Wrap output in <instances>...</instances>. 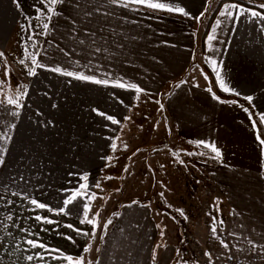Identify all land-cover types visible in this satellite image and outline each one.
<instances>
[{
    "label": "crops",
    "instance_id": "1",
    "mask_svg": "<svg viewBox=\"0 0 264 264\" xmlns=\"http://www.w3.org/2000/svg\"><path fill=\"white\" fill-rule=\"evenodd\" d=\"M173 2L184 7L191 17L201 16L207 4V0ZM228 2L232 1L224 3ZM16 5V0H0V51L5 53V57L0 58V84L6 70V56L12 57L17 50L14 36L22 14ZM58 10L63 15L51 21L39 60L48 67L60 66L108 79L109 84L79 81L41 68L37 69L38 76L28 77L22 91L28 94L19 99L22 108L8 104L6 97L2 99L0 94V132H9L12 137L7 144L6 163L0 167V186L27 189L34 198L58 209L65 195L79 188L83 175L87 174L93 181L95 172L108 171L132 131L126 103L116 97L138 95L127 87L115 86L114 81L122 78L126 85L134 83L145 90L139 96L164 101L168 125L180 140L188 144L196 140L214 141L222 151V162L207 164L212 167L209 175L219 194L216 200L219 210L215 216L224 221L223 225L217 221V231L234 246L232 252L220 246L209 225L198 229L197 233L203 234L201 258L176 260V247L167 244L155 264H183L184 261L208 264L205 251L213 254L214 264H264V258L259 255L236 251V248L248 247L246 238L264 243V158L256 140L258 130L264 138V125L259 122V114H264V33L260 31V23L241 17L232 24L217 13L208 35L217 19L223 23L217 29V39L211 42L213 48L218 49L213 52L208 50L207 38L204 47L199 46L195 33L197 20L179 13L133 11L110 5L108 0H66ZM206 57L218 61L226 85L241 93L240 96L219 87ZM195 63L210 77L209 85L199 84L197 88L193 87L197 83L188 82L176 88ZM208 87L221 99L237 103L217 102L206 91ZM216 88L231 97L217 94ZM45 92L47 96L43 95ZM245 96L253 97L251 104ZM240 105L252 112L256 128ZM98 112L111 115L121 123L112 124ZM13 123L16 127L10 130ZM113 143L117 146L115 149ZM21 175L24 181H19ZM13 178L18 183H13ZM92 184H88V192ZM8 199L15 204L9 209L0 201V215L10 210L20 228L38 233V238L51 248H58L74 258L83 255L93 264L97 260L99 264H153L158 227L153 212L144 204L124 205L103 239L101 233L92 240L66 227L72 224L91 231V225L80 223L84 200L70 206L73 209L70 215L57 216L34 212L16 197ZM37 214L58 223L37 222L34 219ZM9 231L12 236H8ZM67 236H72L75 243L66 239ZM0 238L4 241L0 245V264H45L39 259L26 260L27 255L41 250L24 244L25 233L19 228L0 231ZM88 243L92 244V250L84 253ZM229 255L233 258L228 259ZM48 264L65 262L49 257Z\"/></svg>",
    "mask_w": 264,
    "mask_h": 264
},
{
    "label": "rangeland",
    "instance_id": "2",
    "mask_svg": "<svg viewBox=\"0 0 264 264\" xmlns=\"http://www.w3.org/2000/svg\"><path fill=\"white\" fill-rule=\"evenodd\" d=\"M220 1L207 0V11L201 12L203 16L197 21L195 27L199 46L209 16ZM19 3L20 7L24 8L26 14L24 16L27 19L25 20L26 26L22 25L21 20L15 32L14 47H17V50L10 53L12 57L7 55L5 59L6 70L3 83L0 84V94L2 99L6 97V101L9 97L22 98L20 94L29 77L25 66L19 63V60L23 58L22 48L28 44L29 35L28 32L22 30V26L27 27L29 21H32L38 13L36 8L39 3L36 0H19ZM38 26L39 24L35 23V27ZM40 27H42L41 24ZM205 73L202 66L195 63L183 81L209 85L211 79ZM204 75H207V80L204 79ZM136 97L129 95L116 97L125 101L127 115L131 117L129 121L132 131L126 139L127 148L118 149L119 154L111 161L108 171L95 172L94 180L88 179L89 185L93 182L89 193L94 192L97 198L90 202L84 199L83 206L90 203L92 210L89 214L90 218L93 213L99 211V219L103 225L108 219L114 222L117 216L114 214H118L120 209L128 203L138 201L140 204L150 205L148 208L153 212L156 224L160 225L156 244L174 245L179 250L176 260L189 259L191 261L201 258L203 256V234L198 235V229L203 230L211 225L212 219L208 213L215 215L219 210V201H216L219 197L218 190L209 175L212 167L207 164L208 162L196 158L198 153L203 152L201 149L176 136L168 125L165 109L161 111L156 100L141 96L136 99ZM157 101L164 104L162 99ZM141 131L143 132L140 133ZM173 152L179 153V157L173 156ZM188 152L197 154L189 156L186 154ZM180 160L184 163L181 164ZM125 167L128 168V172L124 171ZM107 177H113V179H107ZM97 183L100 184V188L95 187ZM162 191L164 197L159 195ZM176 209H183L188 219L185 220L180 216ZM79 215L83 218V211ZM173 216L176 220L172 219ZM112 225L113 223L109 226ZM161 229L164 231L163 238L160 235ZM97 235L100 236L101 232L97 231ZM156 251L157 259L165 250L161 247Z\"/></svg>",
    "mask_w": 264,
    "mask_h": 264
},
{
    "label": "snow or ice",
    "instance_id": "3",
    "mask_svg": "<svg viewBox=\"0 0 264 264\" xmlns=\"http://www.w3.org/2000/svg\"><path fill=\"white\" fill-rule=\"evenodd\" d=\"M249 4L254 3V0H247ZM41 3L43 5L42 9H39V15L37 16V19L45 18L47 22L42 23V31L39 33L41 35H47L48 32L50 31V25L51 21L53 20L54 17L62 16L63 13L62 11L58 10L59 5H64L66 3V0H41ZM108 3L110 5H115L120 8L124 9H129L133 11H138L140 9H144L146 11L150 12H159V11H166L168 13H179L183 16L190 17L192 19H195L199 21L201 19V16H203V13H201V16H195L191 17V14L185 10L184 7H180L178 4H175L173 0H108ZM18 8L20 7L19 0H17V5ZM138 6V7H137ZM259 9V10H256ZM207 11V9H205ZM90 15V14H89ZM107 15V13H105ZM219 17H224L227 18L229 21H231L232 24H235L236 21H239L241 17L245 18H250L253 21H258L261 25L260 31L264 33V3H260L255 5L254 8H249L245 7L244 5L238 3V2H228L224 3L222 5V10L218 12ZM74 24L75 21H72ZM223 21L221 19H217L215 21L214 26L211 28V34L207 36V47L209 51H218V49H214L211 42L217 39V29L221 28ZM32 29V24L31 21H29V24L27 27L22 26V30L24 32H29V30ZM37 33L35 31L29 32L28 39L33 40L34 36H36ZM81 44L84 43V41H80ZM38 45V41L33 42L32 48L35 49ZM97 52L100 51L99 48L96 49ZM40 56V53L38 51H29L28 47H24V57L19 60V63L21 65H24L26 70H27V75L30 77H36L38 76L37 69H46L47 71L53 72V73H58L63 76L67 77H72L76 80L79 81H85V82H91L97 85H108L109 80L108 79H99L95 75H86L84 72H75V71H69L66 70L60 66H55V67H48L44 63H42L38 57ZM5 53L3 51H0V58H4ZM206 60L211 64L212 70L215 73L216 80L218 82L219 87L224 91V92H232L236 96H240L241 93L235 91L234 89L229 88L224 79L221 76V72L219 70L218 66V61L215 58H209L206 57ZM29 64L31 66H29ZM78 64V62H77ZM198 67V66H197ZM7 75V72L5 73ZM107 75V74H105ZM204 79L207 80L208 77L207 75H204ZM188 83L187 80L181 81L177 85H175L176 88L181 87L183 84ZM115 86L125 88L127 87L128 89L134 90L138 95L136 99H139V93L144 92L145 90L138 85L132 83V84H125L122 80V78H117L116 81H114ZM193 87H199V84H193ZM208 93L211 94L212 98L216 100L217 102L221 104H236L237 101L231 100V101H226L221 99L216 93L213 91L212 87H208L206 89ZM27 91H24L20 95L22 96H27ZM43 95L47 96L48 93L45 92ZM245 100L249 102V104L252 103L253 97L252 96H245ZM7 103L10 105H14L16 108H22L23 105L19 102V99H13L11 97L8 98ZM156 103L159 104L160 110H164V105L160 103V101H156ZM56 105H53L55 107ZM240 107L243 109L244 112L248 113L249 119L252 122V125L254 128L257 127V121L255 119H252V112L249 110V108L244 107L243 105H240ZM93 111H96L95 109ZM12 115L16 116L18 113H12ZM98 115L104 117L108 121H110L112 124H120L121 122L117 120L115 117L111 115H107L104 112H98ZM127 119H131V117H128ZM259 122L261 125H264V114H259ZM16 125L13 123L10 126V130L14 129ZM170 131V130H169ZM12 137L9 134V132H0V140L3 141V145L0 146V167H3L6 163L5 156L8 152L7 144L11 141ZM256 140L258 144L261 146V155L262 158H264V138L261 137L259 130L257 131L256 134ZM189 143L195 144L198 148L203 147L205 149H208L211 155L209 156L210 159L213 160H218L222 162V151L220 148L217 147L216 143L214 141H206V140H196V141H189ZM117 146L116 144H112V148L115 149ZM125 149L127 148V145H124ZM189 156L196 155L197 153H192L188 152L186 153ZM201 156L208 155V153L201 152L198 153ZM173 156L179 157V153L173 152ZM109 160L112 158L109 157ZM181 164L184 163L183 160L179 161ZM161 167H164L161 165ZM262 168H264V162H262ZM125 172H128V168L125 167L124 169ZM262 178H264V174H262ZM19 181H24L25 178L24 176H20ZM81 179L84 181V183H81L79 185V188L76 190H72L70 194L65 195V198L62 201V206L59 207L58 209H54L50 205H48L45 202H42L41 200L34 198L32 194L27 190H12L11 186H0V201H3L6 205L9 206V209L11 208L12 205L15 204L14 200L8 199V197H16L19 200L25 202L32 211L42 213V212H48V213H55V215H64L68 216L72 212V205L76 204L78 200H84L88 199L89 202L91 200L96 199V194L89 193L88 192V175L85 174L81 177ZM107 179H113V177H107ZM13 183H18L16 178H13ZM96 188H100V184L97 183L95 185ZM67 192V190H65ZM159 195L161 197H164V192H160ZM134 203H139L138 201H134ZM145 207H150V205H143ZM168 207H171V205H168ZM218 209V204L216 205ZM176 211L179 213L180 216H182L185 220L188 219V217L185 215L183 209H176ZM92 212L90 203H86L83 206V218L80 220L81 224H88L92 226L91 231H84L80 228L74 227L72 224H67L66 227L69 229H72L74 232H76L78 235H82L84 237H89L90 239L94 240L96 238L97 231H100L102 233L101 239H103V235L107 233V228L109 225L113 223L111 219H108L103 225H101L100 222V212L96 211L95 213L92 214L90 218V213ZM118 215V214H114ZM208 215L212 219V224L210 225V231L215 238V240L218 241L220 246L226 250L228 253H231L233 250L234 246H230L229 242H226L225 239L222 238V236L218 233L217 231V221L220 225L224 224V221L222 219L218 220V217L213 215L212 213H208ZM35 221L40 222L44 225H51L54 223H58L57 221H54L53 219L43 216L41 214H37L34 217ZM173 220H176V217H172ZM9 221H12V225H9ZM10 227H17L19 228L20 231L25 233V238L23 240V243L28 245L30 249H40L41 251L39 253H34L31 255L26 256V260L31 262L34 259H39L45 262V264H48V258L50 257L51 260H63L65 264H93L91 260H87L85 256H79L74 258L71 255L65 254L62 250L58 248H51L46 243L42 242L38 236V233L33 232L30 228H20L19 225L15 223L14 219V214L11 213L9 210L8 214H3L0 215V231L4 229H9ZM158 228H160V225H157ZM242 227V226H241ZM12 232H8V236H12ZM161 237L163 238L164 236V231L161 229L160 233ZM29 237H36V238H29ZM72 243H75V240L73 239L72 236H67L65 237ZM247 248H236V251L239 253L243 254H251V255H259L261 258H264V243H258L256 241H253L252 239H247ZM3 239L0 238V245L3 244ZM19 244H16V247L19 248ZM161 247H167L166 244L161 245V244H156L155 248L152 253V260L153 264L156 262V255L158 249ZM92 250V244L88 243L85 248L83 249L84 253H89ZM97 251H99L97 249ZM47 254V256L45 255ZM177 255H179V250H177ZM204 256L208 260V264H214L213 260V254L209 251H205ZM233 257L231 255L228 256V259H232ZM219 259V257H217ZM95 264H99V260L95 262ZM183 264H187V261H184Z\"/></svg>",
    "mask_w": 264,
    "mask_h": 264
},
{
    "label": "trees",
    "instance_id": "4",
    "mask_svg": "<svg viewBox=\"0 0 264 264\" xmlns=\"http://www.w3.org/2000/svg\"><path fill=\"white\" fill-rule=\"evenodd\" d=\"M36 1L39 3L38 7L36 8V10L38 11L39 9H42V8H43V5H42V3H41V0H36ZM226 1L238 2V3L242 4V5H244L245 7H249V8H254L255 5L260 4V3H264V0H254V3H252V4H249V3L247 2V0H222V1H220L219 4L216 6V8L213 10V12H212V13L210 14V16H209L208 22H207V24H206V28H205L204 33H203V36H202V40H201V44H200V47H201V48L204 47V44H205L206 38H207L208 33H209V29H210V27H211V25H212L214 19L216 18V15H217V13H218L219 10H220L221 5H222L224 2H226ZM21 5H22V4H21ZM19 8H20V11H21V14H22V18H21V20H22V23H23V24H22V23H21V24L26 26L25 20H26L27 18L25 17L26 14H25V12H24V8H23L22 6L19 7ZM256 10H259V9H256ZM24 15H25V16H24ZM38 15H39V12L37 13V15H36V16L33 18V20L31 21V23H33V25H32V29H30V32H31V31H35V33H37V35L34 36V39H33V40H29V39H28V44L24 45V47L27 46L30 52H31V51H38L39 53H41V50H42V47H43V45H44V41H45L46 35H41V34H39V33L42 31V27H40V24L42 25L43 22H47V21H46L45 18L37 19V16H38ZM24 23H25V24H24ZM35 23H36V24H39V26H38V27H35ZM28 33H29V32H28ZM34 40H35V41H38V45H37V47H36L35 49L32 48V44H33ZM24 47L22 48V51H24V50H23ZM22 55H23V57H24V52H23ZM38 59H39V57H38ZM22 66H24V65H22ZM29 66H31V65L29 64ZM216 92H217V94H219V95H221V96L231 97V96H229V95L223 93L222 91H220L219 88H216ZM242 102H243L244 104H246V102H245L244 100H242ZM191 145H192V144H191ZM192 146H193V145H192ZM196 147H197V146H196ZM197 148H198V147H197ZM198 149H201L203 152L208 153V155H204V156L198 155V156L196 157L198 160H200V161H205V162H208V163H219V162H220V161H218V160H213V159H210V158H209V156L211 155V153L209 152L208 149H205V148H203V147H199Z\"/></svg>",
    "mask_w": 264,
    "mask_h": 264
}]
</instances>
